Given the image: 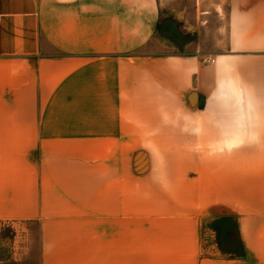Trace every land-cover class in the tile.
<instances>
[{"label":"crops","instance_id":"0c3cea01","mask_svg":"<svg viewBox=\"0 0 264 264\" xmlns=\"http://www.w3.org/2000/svg\"><path fill=\"white\" fill-rule=\"evenodd\" d=\"M175 1L0 0V225L34 224L40 264H126L133 145L149 129L187 146L179 233L230 218L212 263L264 264V0H228L224 38L221 0L204 9L208 49L195 4ZM185 23L182 49L152 48Z\"/></svg>","mask_w":264,"mask_h":264},{"label":"rangeland","instance_id":"374dc122","mask_svg":"<svg viewBox=\"0 0 264 264\" xmlns=\"http://www.w3.org/2000/svg\"><path fill=\"white\" fill-rule=\"evenodd\" d=\"M176 0V13L189 12L196 9L195 20L196 45L214 48L215 42L204 40V22L202 12L213 10L216 0ZM213 1V2H212ZM223 10L221 18L222 32L217 37H225V17L228 10V0H221ZM165 4V3H163ZM202 6V7H201ZM203 8V9H202ZM171 10L161 9L160 13L166 15ZM184 20L192 25V18L187 14ZM215 23L214 20H211ZM185 26V27H184ZM165 28V27H164ZM212 28H215L212 26ZM219 28V27H217ZM216 28V29H217ZM164 29L162 34L157 29V34L152 42V48L164 53L175 52L173 47L178 44L180 49L185 42L191 39V30L187 29V23L180 29L178 40L172 44L169 41L171 27ZM210 29H208L209 31ZM200 31V34L197 32ZM199 35V36H198ZM209 36V33L206 34ZM206 36V37H207ZM199 39V41H198ZM177 51V50H176ZM182 51V50H181ZM150 125V124H149ZM161 137L158 140L154 137ZM142 138H148V144L144 146L133 145L132 160V241L131 254L126 258V264H213V260H220L221 234L235 231L232 219L224 222L203 220L199 225L195 241L187 236L183 239L182 233L185 227L180 226L175 216L177 210V173H194L189 170L187 146L171 145V133L149 129ZM153 141H161L153 143ZM185 189L186 186H185ZM182 193L187 194L182 188ZM176 194V198H175ZM177 214V213H176ZM19 232L10 226L0 225V264H40V247L36 226L29 225L26 228L19 227ZM180 239V240H179ZM231 243V244H230ZM225 245H235V241H226ZM109 264H124L120 261L110 260ZM92 264H107L104 259H92Z\"/></svg>","mask_w":264,"mask_h":264}]
</instances>
